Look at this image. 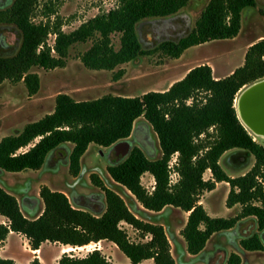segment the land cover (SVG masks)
Returning a JSON list of instances; mask_svg holds the SVG:
<instances>
[{
	"label": "trees",
	"instance_id": "1",
	"mask_svg": "<svg viewBox=\"0 0 264 264\" xmlns=\"http://www.w3.org/2000/svg\"><path fill=\"white\" fill-rule=\"evenodd\" d=\"M41 0H12L0 10V27H10L18 34L16 50L0 56V86L22 82L29 96L37 94L40 81L33 68L45 71L65 67L69 49L78 43L92 41L82 57L83 66L91 71H113L150 54L141 46L138 25L147 20H162L177 14L190 0H118V7L97 15L75 31L65 34L61 23L53 29L49 23L34 24ZM256 8V0H209L195 28L176 42H163L159 49L168 57L178 59L185 51L213 41L235 39L241 30L242 13ZM43 14L53 15L47 4ZM55 36L53 48L46 46L50 33ZM120 35V48L112 47L111 36ZM53 50V53H52ZM264 80V39L252 43L240 67L229 76L215 80L207 65L192 68L164 92H148L141 97L106 95L100 99L76 102L67 95H58L51 114L27 124L21 131L0 141V184L7 175L39 171L58 151H64L68 173L77 178L81 160L89 146L110 149L127 141L134 124L143 121L156 135L161 151L157 160H149L134 147L120 163L108 165L110 179L126 189L147 212L178 209L188 214L180 235L185 252L199 255L209 239L250 222L258 234L243 237L239 247L245 252L264 251V146L257 144L237 117L235 100L246 87ZM190 102V104H188ZM212 129L213 134H209ZM200 136L205 140L195 143ZM39 139L28 151L17 152ZM244 152L253 158V165L244 175L231 178L220 167V158L228 151ZM178 154L179 182L169 188L168 162ZM209 171L211 179L203 174ZM150 174L155 181L151 194L141 186L140 178ZM92 186L100 195L72 197V203L60 191L41 187L36 197L19 200L0 185V243L9 233L23 237L31 251L45 244L71 249L108 242L129 260L130 264L152 261L153 264H176L169 238L162 225L139 219L144 213L132 212L123 199L106 188L97 175H91ZM225 183L229 192L225 206L241 207L232 219H212L199 205L204 192H212L216 184ZM101 200V202H97ZM42 204L36 215L35 205ZM29 210L30 212L25 213ZM135 207V206H134ZM121 224L136 232L141 240H130ZM262 233V235H259ZM171 240L174 236L171 235ZM0 264H15L0 259ZM30 264H40L34 258ZM57 264H110L98 250L83 258L65 253ZM224 264H241L232 253Z\"/></svg>",
	"mask_w": 264,
	"mask_h": 264
},
{
	"label": "rangeland",
	"instance_id": "2",
	"mask_svg": "<svg viewBox=\"0 0 264 264\" xmlns=\"http://www.w3.org/2000/svg\"><path fill=\"white\" fill-rule=\"evenodd\" d=\"M5 2L6 0H0V4ZM208 2L209 0H190L186 7L169 18L147 20L139 24L137 28L139 41L143 48L150 49V54L141 56L131 63L121 65L113 71H91L83 66L81 57L91 47L92 41H89L85 44H75L69 49L64 68L51 71L40 68L31 69L30 73L36 74L40 81L39 90L34 96L28 95L22 82L3 83L0 86V141L21 131L27 124L51 114L58 95H67L76 102L92 101L106 95L129 98L141 97L148 92H164L171 84L173 85L185 76L189 70L200 65L209 66L216 78L225 77L231 71L236 70L242 65L248 46L264 39V0H256V8L243 11L240 33L233 40L205 43L185 51L178 59L168 57L159 49L161 43L165 41L176 42L179 38L189 34L195 28V23ZM45 4L52 9L53 15L46 16L43 14ZM117 7L118 0H41L32 18V23H49L50 28L53 29L56 21H58L61 23V31L69 34L97 15L106 14ZM18 40L19 36L14 29H0V56L12 54L16 50ZM54 41L55 36L51 32L47 37L46 46L52 48ZM111 43L113 49L118 51L120 35H112ZM136 125L148 133V141L151 147L147 154L137 143L131 142L132 138L130 137L127 142L131 143V149L139 148L149 160L159 159L161 151L152 129L142 118L134 124V128ZM246 131L257 144L264 146L263 139L256 137L248 130ZM209 134H213L212 129ZM38 140L36 139L27 147L20 149L17 155L28 151ZM204 140L205 137L200 136L195 140V143H201ZM123 150H127V145ZM100 151H102L103 156L100 155ZM107 151L104 148L89 146L81 160V170L77 178H72L68 173L64 151H58L41 170L7 175L3 177L2 184L20 203L24 196L36 197L41 187L64 193L72 203V197L78 195L90 197L101 194L100 190L92 186L90 181L91 175H97L103 185L117 193L132 212L136 208V211L144 213L143 217L136 215L139 219L163 226L169 238L171 253L176 264H224L229 255L234 253L232 247L239 246L243 237L258 234L254 225L245 222L237 230L234 228L232 232L213 235L199 255H188L180 235L188 215L173 208L163 210L160 213L145 211L126 189L113 182L108 176L106 171L109 165L106 156ZM253 163V158H249L244 152L237 150L226 152L219 160L220 167L231 178L239 177L249 171ZM177 168L178 154H174L168 162L169 188L175 186L180 180ZM203 179L205 181L211 179L209 171L203 174ZM140 183L147 193L153 192L155 181L150 174L142 175ZM223 187L219 186L212 194L204 192L199 197L200 202H203L200 205L205 207L203 209L207 213L232 219L240 215L241 207L236 206L229 212L225 211V189ZM98 201L101 202V200ZM34 208L36 215H38L42 210V204L38 203ZM23 210L25 211L24 207ZM27 211L25 213H28ZM121 228L126 231L132 242L147 241V239L141 240L138 234L126 224H121ZM171 235L174 236V240H171ZM262 239L264 242V234ZM94 250L100 251L110 264H130L116 246L108 242L91 244L81 249L45 243L39 255L45 264H53L65 253L83 258ZM7 252L21 258H27L28 255L32 257V253L28 252L27 255L25 252L22 239L14 235L9 239ZM249 259L250 264L256 261L264 264L263 258L250 256ZM142 264H153V262L144 261Z\"/></svg>",
	"mask_w": 264,
	"mask_h": 264
},
{
	"label": "water",
	"instance_id": "3",
	"mask_svg": "<svg viewBox=\"0 0 264 264\" xmlns=\"http://www.w3.org/2000/svg\"><path fill=\"white\" fill-rule=\"evenodd\" d=\"M237 101L242 122L254 132L264 135V80L244 88ZM125 145H127L126 151L123 150ZM130 150L131 143L127 141L115 144L107 151L108 164L115 165L122 162ZM100 155L103 156L102 151Z\"/></svg>",
	"mask_w": 264,
	"mask_h": 264
},
{
	"label": "crops",
	"instance_id": "4",
	"mask_svg": "<svg viewBox=\"0 0 264 264\" xmlns=\"http://www.w3.org/2000/svg\"><path fill=\"white\" fill-rule=\"evenodd\" d=\"M250 46V45H249ZM248 46V47H249ZM233 71H231L228 75H226L225 77H227V76H229L231 73H232ZM212 76H213V78L215 79V80H218V79H222V78H225V77H218V78H216V77H214V74H212ZM184 78V76L181 78V79H179V80H177L176 82H178V81H180V80H182ZM174 84V83H173ZM171 86H172V84H171ZM170 86V87H171ZM169 87V88H170ZM168 88V89H169ZM166 91V90H165ZM246 173V172H245ZM245 173H243V174H241L240 176H242V175H244ZM1 185V187H3V189H5V187L3 186V184H0ZM219 186H224L223 188L225 189V195H224V207H225V211L226 212H229L230 210H232L233 208H235L236 206H234L233 208H230V209H228L226 206H225V201H226V198H227V195H228V192H229V187H228V185L227 184H225V183H220V184H216V187H215V189L212 191V192H208V193H210V194H212L213 192H215L218 188H219ZM6 190V189H5ZM7 191V190H6ZM8 192V191H7ZM10 193V192H9ZM200 204H203V202H200L199 201V205ZM203 208H205V207H203ZM214 212V211H213ZM212 212V213H213ZM206 213H207V211H206ZM188 215V214H187ZM207 215L210 217V218H212V219H219V218H222V219H225L224 218V216H215V215H212V214H210V213H207ZM242 222L244 223V222H246V220H242ZM0 225H6V220L4 219V218H2V217H0ZM241 226V225H240ZM239 228V226L238 227H235V230H237ZM234 230V229H233ZM229 232H232V230H230ZM12 235H14V236H16L17 238H19V239H22V241L24 242V250H25V252L27 253V255H28V252H30V253H32V257H29L30 255H28V257L27 258H21V257H17V256H15V255H13V254H9L8 252H7V249H8V244H9V239H10V237L12 236ZM44 245V244H43ZM43 245L40 247V249L39 250H37V251H31L30 250V248H29V246H28V243H27V241L23 238V237H21V236H19V235H16V234H13V233H9L8 235H7V237H6V239H5V241L4 242H2V243H0V259H10V260H12V261H14V263L15 264H30L31 263V261L34 259V258H37L38 260H39V262H40V264H45L43 261H42V259L40 258V255H39V253H40V251L42 250V248H43ZM233 249H234V254H237L238 256H240V258H241V264H250L251 263V261H249L250 259V256L251 257H259V259H264V251H262V252H245V251H242L241 249H240V247L238 246V245H236V246H233L232 247ZM58 260H59V258L53 263V264H57V262H58ZM143 263V262H142ZM141 263V264H142ZM252 264H260V262L258 261H256V262H254V263H252Z\"/></svg>",
	"mask_w": 264,
	"mask_h": 264
},
{
	"label": "flooded vegetation",
	"instance_id": "5",
	"mask_svg": "<svg viewBox=\"0 0 264 264\" xmlns=\"http://www.w3.org/2000/svg\"><path fill=\"white\" fill-rule=\"evenodd\" d=\"M12 3V0H6V2L3 4H0V10L6 9L9 7ZM2 28H10V27H4L1 26L0 29ZM131 142L137 143L142 149H144L145 153L148 154V151L150 150V143H149V137L148 133L143 131L138 125L135 126L133 129L132 135H131Z\"/></svg>",
	"mask_w": 264,
	"mask_h": 264
},
{
	"label": "bare ground",
	"instance_id": "6",
	"mask_svg": "<svg viewBox=\"0 0 264 264\" xmlns=\"http://www.w3.org/2000/svg\"><path fill=\"white\" fill-rule=\"evenodd\" d=\"M238 96H239V95H238ZM238 96H237V98H236V100H235V110H236V113H237V117H238V119L240 120V122L242 123V125L244 126V128H245L246 130L250 131V132H251L253 135H255L256 137H259L260 139H263V140H264V135L254 132L253 130H251L248 126H246V125L242 122V120H241V118H240V116H239V112H238V105H237V104H238V101H237ZM83 248H84V247H83ZM78 249H81V248H78Z\"/></svg>",
	"mask_w": 264,
	"mask_h": 264
},
{
	"label": "built area",
	"instance_id": "7",
	"mask_svg": "<svg viewBox=\"0 0 264 264\" xmlns=\"http://www.w3.org/2000/svg\"><path fill=\"white\" fill-rule=\"evenodd\" d=\"M53 48V47H52ZM52 52H53V50H52Z\"/></svg>",
	"mask_w": 264,
	"mask_h": 264
}]
</instances>
